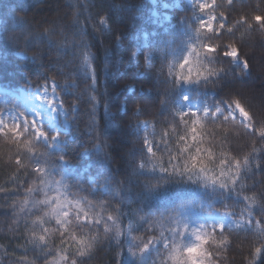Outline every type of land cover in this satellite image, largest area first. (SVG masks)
Returning a JSON list of instances; mask_svg holds the SVG:
<instances>
[{"label": "trees", "instance_id": "16d2710c", "mask_svg": "<svg viewBox=\"0 0 264 264\" xmlns=\"http://www.w3.org/2000/svg\"><path fill=\"white\" fill-rule=\"evenodd\" d=\"M178 1V6L161 10L159 0H0V84L17 90L39 89L54 82L71 124L70 132L61 134L64 146L60 153L49 152L33 140L35 154L22 156L28 170L17 168L16 147L0 136V188L6 189L0 193L3 264H17L24 255L29 262L35 259V264H46L47 253L30 249V245L25 253L18 247L35 219L26 216L30 209L24 201L39 196L36 192L42 185L31 171L36 166L47 169L46 179L55 176L69 199H86L103 216L117 217L122 235L104 234L100 227L94 250L78 258L77 264H133L128 229L137 237H150L158 236L170 218L179 219L181 214L197 217L226 211L241 218L246 208L243 197L254 193L259 201L255 214L264 220V142L247 133L239 120L225 124L222 131L208 126L216 135L217 155L223 150L242 160L253 145L260 151L252 158L259 160V168L245 172V184L239 189L161 172L153 164L167 165L168 152L157 151L159 159L151 158L144 145L146 138L154 148L160 146L166 132L164 139L175 154L177 137L184 133L178 111L225 107L235 96L245 99L242 103L256 114L258 123L264 121V32L258 26L248 31L239 25L234 32L213 38L221 49L205 62L223 71L209 80L177 84L170 68L202 39L197 34L199 10L187 0ZM217 3V14L223 11L228 24L242 14L264 13V0ZM163 12L170 17L168 21ZM226 43L240 45L239 65L222 55ZM87 59L92 76L85 70ZM173 71H179L178 67ZM144 123L152 130H142ZM60 162L74 171L57 176ZM29 188L34 191L29 193ZM225 235L232 242L225 253L227 264H247L250 249L264 243L254 227L226 229ZM49 244L58 247V237H50ZM221 264H225L223 259ZM255 264H264V253Z\"/></svg>", "mask_w": 264, "mask_h": 264}, {"label": "snow or ice", "instance_id": "6c2138e0", "mask_svg": "<svg viewBox=\"0 0 264 264\" xmlns=\"http://www.w3.org/2000/svg\"><path fill=\"white\" fill-rule=\"evenodd\" d=\"M235 0H224L227 5H232ZM217 0H198V9L202 15L197 28V34L201 37V41L193 44L189 54L174 67L170 68V75H173L177 84L198 82L200 80H209L219 75L222 68H214L211 64L206 63V59L215 56L220 52L221 45L213 38H219L224 33H232L237 26L243 25L248 31L255 27L264 32V13H254L251 16L247 14L240 15L232 24H228V16L223 11L217 14L220 9ZM103 20V19H101ZM225 57L233 59L241 56L240 45L235 43H226L225 50L222 52ZM244 67H248L247 59L243 61ZM178 67L179 71H173ZM51 90L55 92L56 85H51ZM240 96L231 97L227 103V109L216 107L205 108L203 111H178L176 113L177 121L183 125L184 133L177 137V151L173 154L169 149V142L164 139L168 133H164L161 139V145L156 148L148 139H144V145L151 158H157V151H167V165L164 163L153 164V167H159L164 173H173L178 175H187L189 179L197 178L203 180L206 184L218 185L226 189H239L245 184L244 174L247 170L256 167L259 168V160L253 161L254 156H258L260 151L252 146L251 152L245 154L243 159L229 156L227 151L221 150L219 155L215 152L216 135L209 130V125L215 126L217 129L223 130V126L229 122H236L238 117L243 128L247 133L264 142V121L258 123L256 114L247 109L242 103ZM49 103L54 104L55 100ZM25 123H5L0 117V136L11 141L16 147L17 152L14 164L17 168L28 170V165L22 163L24 153L35 154L33 140L45 137L46 133L36 121H27ZM31 133V137L29 134ZM223 139H227L224 136ZM223 148V144L220 145ZM159 159V158H157ZM143 166V165H141ZM32 173L37 176L42 186L49 184L47 169L36 166L31 168ZM15 179V177H13ZM59 185L58 182H53ZM6 189L0 188V193ZM34 188H29L31 193ZM43 200L34 201L32 209L26 211L27 217H35L30 221L31 230L27 235H22L24 241L22 245H18L21 251L27 253L30 249H39L41 253H47L46 264H77L78 258L88 256L94 250L97 241L101 235L97 229L103 228V233L107 234L115 232L117 237L122 235V230L117 224V217L108 214L103 216L101 212L95 211V205L86 199H69L63 193ZM246 203L245 210L240 213L239 220H233V228L240 229L243 227H254L261 237H264V220L257 219L255 209L259 203L257 194L243 197ZM28 201H24L27 205ZM12 209H16V205H11ZM21 211H25L21 206ZM102 211V209H101ZM38 213H43L39 215ZM231 215V214H230ZM237 215H232L236 217ZM54 221L56 227L50 228L46 225ZM108 222H111L109 226ZM18 223V222H17ZM29 221H25L27 229ZM83 228L82 232L80 229ZM36 229H39L37 234ZM87 229L88 231H85ZM18 231V229H14ZM226 224L223 222L213 224L211 227L201 226L195 233V243L183 246L175 243L171 237L164 241L163 247L167 250V264H221L223 259L227 264L225 253L231 245V240L225 235ZM177 236L181 230L175 229ZM219 233V238H217ZM165 233H161L163 237ZM56 236L59 239V246H50L49 239ZM141 241L139 252L143 254L153 244L158 242L157 236L135 237ZM264 240V239H261ZM222 248V252L216 251ZM264 253V243L259 242L254 245L249 252L247 264H255V260ZM27 255L22 256L17 264H35V259L31 262L27 261ZM51 259H48V258ZM3 264V261H0Z\"/></svg>", "mask_w": 264, "mask_h": 264}, {"label": "rangeland", "instance_id": "374dc122", "mask_svg": "<svg viewBox=\"0 0 264 264\" xmlns=\"http://www.w3.org/2000/svg\"><path fill=\"white\" fill-rule=\"evenodd\" d=\"M168 3L165 0H159V5L161 10L170 8L171 6H178V0H168ZM191 8L198 9V0H187ZM240 1V0H235ZM210 3L211 0H208ZM157 4V3H156ZM199 10V9H198ZM158 12L156 11L155 16L158 18ZM200 16L197 18L199 22L202 18ZM164 21H168L170 17L165 12L162 13ZM2 34V24L0 22V36ZM143 40H146V36H143ZM23 60H26L25 55H19ZM233 59V58H232ZM235 60V64L239 65L240 62L238 58ZM245 68V67H244ZM85 70L89 73V76H92V70L89 66L88 59L86 60ZM50 84L44 85L39 89L27 88V89H17L10 90L8 87L0 84V117L3 118L5 123H25L24 118H27V121H36V124L40 125L42 130L46 133L45 137L39 139H34L36 142L43 144L48 148L49 152L60 153L63 151L64 142L61 139V134H68L70 132V116L68 111L63 107L61 102V97L58 91V86L56 85V90L53 92L51 90ZM50 100H55L54 104L49 103ZM227 109L225 107H221ZM239 117H238V119ZM141 129L144 131L152 130V126L148 123H144L141 126ZM31 137V133L29 134ZM57 176H63L71 173L74 169L70 170V167L65 162H60L59 168L55 169ZM49 184L44 185L40 188L36 194H39L37 198L33 197L28 201V208L32 209V204L34 201L43 200L58 194L59 192L63 193L65 196L66 193L62 188V185L56 180L55 176H50L48 178ZM58 182L59 185L53 183ZM35 194V193H34ZM68 198V197H67ZM43 214V213H42ZM231 214V215H230ZM234 215L232 212H214L210 215L192 217L190 215L179 216V219L170 218L166 225L164 226L161 233H165L163 237L160 234L157 236L158 242L153 244L146 252L141 254L139 248L141 241L135 239V235L130 233L128 229L127 237V246L129 259L133 264H167V250L163 247L164 241L168 240L169 237L177 243L183 246H188L195 243L194 233L201 227L207 226L211 227L213 224L223 222L226 224V229L233 228V220H239L238 217H232ZM52 223H48L46 226L53 228ZM55 224V223H54ZM179 228L181 230L179 236H177L175 229ZM139 237V236H138Z\"/></svg>", "mask_w": 264, "mask_h": 264}]
</instances>
